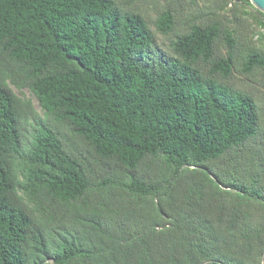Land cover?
Here are the masks:
<instances>
[{"label": "trees", "instance_id": "trees-1", "mask_svg": "<svg viewBox=\"0 0 264 264\" xmlns=\"http://www.w3.org/2000/svg\"><path fill=\"white\" fill-rule=\"evenodd\" d=\"M136 1L0 0V264H264V51Z\"/></svg>", "mask_w": 264, "mask_h": 264}, {"label": "rangeland", "instance_id": "rangeland-1", "mask_svg": "<svg viewBox=\"0 0 264 264\" xmlns=\"http://www.w3.org/2000/svg\"><path fill=\"white\" fill-rule=\"evenodd\" d=\"M138 9L145 15L150 24L155 40L157 53H170L171 44L177 35L186 32L187 23L197 20L200 23H218L221 27H228L235 36L244 43H248L264 51V12L251 1L243 3L237 0H137ZM170 8L175 14L176 23L168 34L160 33L154 25L159 9ZM234 85L250 94L256 100L260 113V136L255 148L264 153V72L255 71L253 78L235 76ZM15 93L26 100H31L36 109L42 112L37 99L25 89Z\"/></svg>", "mask_w": 264, "mask_h": 264}, {"label": "water", "instance_id": "water-1", "mask_svg": "<svg viewBox=\"0 0 264 264\" xmlns=\"http://www.w3.org/2000/svg\"><path fill=\"white\" fill-rule=\"evenodd\" d=\"M258 9L264 12V0H250Z\"/></svg>", "mask_w": 264, "mask_h": 264}]
</instances>
